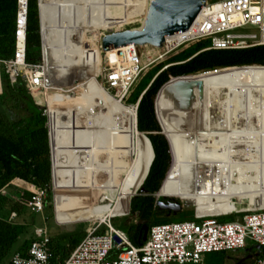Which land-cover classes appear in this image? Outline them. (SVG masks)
Masks as SVG:
<instances>
[{"label": "trees", "instance_id": "obj_1", "mask_svg": "<svg viewBox=\"0 0 264 264\" xmlns=\"http://www.w3.org/2000/svg\"><path fill=\"white\" fill-rule=\"evenodd\" d=\"M38 5L41 12L40 0H27L26 60L30 63H38L42 60ZM136 13L133 12L132 15L135 16ZM16 20L17 0H0V60L9 59L14 54ZM73 33L75 36L80 35L82 33V24L75 25ZM209 45L210 38L204 37L183 45L184 48L177 49L166 55L162 61H158L147 80L144 81L143 79L145 73L141 75L130 89L128 96L124 99V102L133 106H126L124 104L114 106L113 102L105 97L92 83H84L79 86L86 93V96L103 99L105 105L110 109V116L112 117L108 120L116 128L128 153L134 156L136 152V162L125 176L115 204H100V217H103L109 211H111L110 217L121 216L125 215L129 210V201L138 193L141 185L149 192L148 195H139L131 199L130 214L132 218L136 216L139 222L126 223L122 221L120 223L121 228L127 232L130 241L134 245H139L143 242L142 224L144 223H147L150 228L154 224L195 219L192 213L177 215L178 217L169 214L158 207L156 204L157 200L152 195L160 188L158 195L177 197L186 201V192L182 191L178 195L180 183L170 175L171 155L165 136H171L172 150L176 151L178 146H180L181 138L188 137L192 129H189L190 127L185 129L183 125V129L173 131L174 119L167 115V110L164 108L161 110L158 118L156 95L158 96L159 89L170 81L169 87L181 90L186 84L196 79L191 77L200 76L198 72L201 71L212 70L211 73L214 79L216 77L218 79H225L232 74L230 71L225 69L216 71L213 69L240 65L248 68L250 66L245 65L260 64L262 66H251L253 69V73L251 74L252 81L238 86L239 88L235 87V89L230 91L227 90L220 96L218 93L213 95L212 100L204 108H199L194 112L193 116L195 118L193 119L196 121V124L202 121L206 122L214 114L222 112L230 113L234 112L235 109L239 110L243 104L250 100L252 101V106H255L257 109L264 107V45L243 49H206ZM74 52L75 47H71V77L73 80L76 78ZM165 65L167 66L163 68ZM244 67H234L230 68V70L233 73H241ZM179 76L184 77L181 79L175 78ZM82 82L84 81L80 77L78 83ZM1 84L0 264H11L6 260V257L25 229L26 223L19 222V220L25 211L29 210L27 203L32 192L24 190L17 199H11L9 195H4L1 191L12 188L13 182L17 179L33 185L36 189H44L46 193L44 210L47 211L49 205L51 207L50 201L52 199L53 162L50 128L47 125L49 117L47 120L44 107L35 103L20 79H11L3 70L1 71ZM166 88L168 86L163 87L161 90L158 103L160 99L163 100V97L167 93ZM250 95L251 99H249ZM252 95L254 96L252 97ZM235 102L239 104L235 105ZM136 103L137 108L135 109ZM157 120L161 123V128ZM259 124H254L256 133L250 138L249 144L245 146L248 160V175L244 177L245 179L238 175L234 179L232 185L235 186L233 187L239 188L240 186V188L245 190L263 189L264 187V182L263 184L261 183V181H264V147L261 146L262 142H264V137L263 133L259 134V131L262 129L261 127H264V115L260 117ZM181 130L186 131L181 132ZM246 147H248L250 155ZM237 164H239L240 170L246 172L247 168H245L243 163L239 162ZM79 170L80 166L75 169L73 174H78ZM201 175L203 176L202 173ZM219 178H212L211 182L204 177L206 179L204 184H206L205 187L209 192L220 191L221 187L225 188V180L222 182V179ZM69 185L70 183H66L59 192L58 200L66 193ZM163 199L161 198V200ZM256 208H264V194H237L231 196L228 200L214 199L200 210L210 216L216 217L220 221H230L236 216V214L231 212ZM79 211L78 209L74 210L78 221L81 219ZM174 218L177 220H174ZM85 234L84 231H80L77 228L71 233L59 231L57 234L51 235L49 243L51 262L62 264L84 238ZM30 241L31 238L24 239L23 243L16 250L25 251ZM258 256H260L259 253L254 250L250 261L245 259V262L243 259H237L236 261L226 263L229 258L228 252L214 251L208 252L205 255L204 263L254 264Z\"/></svg>", "mask_w": 264, "mask_h": 264}, {"label": "rangeland", "instance_id": "obj_2", "mask_svg": "<svg viewBox=\"0 0 264 264\" xmlns=\"http://www.w3.org/2000/svg\"><path fill=\"white\" fill-rule=\"evenodd\" d=\"M87 1L92 0H40L41 9L43 11V22L46 26L51 28V31H53L54 34H57L55 38L56 41L59 44L66 45L67 47L65 46V50L68 48V45L70 47H75V52L73 53V55L75 56H73V58L76 62L75 74L81 76L83 81L86 79V72L89 69L97 70L99 67L97 59L98 54L96 53L95 49L89 44L94 43L93 40L95 39L99 42V37L102 38L103 35L110 32L120 31L124 29H138L142 25L145 13L148 9V6L144 3L139 7L145 8L142 11L136 13V11H138L140 8H135L133 0H96L94 1V3H92V5L89 6L91 15L88 22L89 26L95 28L86 31V36L84 37L83 27L87 25L85 12V7L87 4L85 2ZM105 6L107 8L114 9V11L107 9ZM116 10L117 12H121L120 18L119 14L115 12ZM133 12L136 13V16L132 15ZM77 24H82V33L78 36H75L73 32L74 27ZM98 34H100L99 37H97ZM182 48H184V46L179 47L178 50ZM158 50V48H154L149 45L138 46V52L144 64L147 63L148 57H151L152 60L156 59L159 55ZM100 54V69H102V66H105V58L102 50L100 51ZM67 56L70 57V63L68 62L67 64L69 66V69L67 67L64 68L62 79L58 82V85L62 88L68 87V78L70 77V72L72 70L70 51L69 53H67ZM158 61H160V59L153 61L143 71L142 75L145 73L143 78L144 81L147 80L148 76L153 72L155 64L158 63ZM245 66L250 67L247 68L240 65L213 69L216 71L221 69L230 71V73L232 74L227 76V78L225 79H223L222 77V79H218V77L214 79L211 73L212 70L198 72L200 76L191 77L196 79H193V81L186 84L181 90L169 87L168 84L170 81H168L163 86H168V88H166L167 93L163 97V100H159V103L158 98L163 87L158 93L156 100L157 113L160 114L163 108L167 110V115L171 116V118L174 119L173 131L180 130L183 125L185 127H188L189 125L196 124V121H194L193 119V114H195L194 112H196V110H198L199 108H204V106L212 100L211 98L213 95L218 93L220 96L227 90L230 91L232 89H235V87L242 86L243 84L252 81L253 78L251 74L253 73V69L251 68V66L257 65L252 64ZM234 67H244V69L241 73H233L230 68ZM182 77L184 76L175 78L181 79ZM98 80L100 81V76H98ZM72 81L71 83H73ZM104 88L106 89V87ZM107 91L110 92L112 96L115 95V91ZM85 94L86 93L80 87H74L70 91L57 89L48 90L46 88L45 95L43 96L42 100L44 105L45 103H47V106L50 105V131L52 132L53 142L60 143L62 141L59 140L58 137H56L57 131H62V135L64 136V138L67 137L68 141L71 139L70 128L68 126H73L72 120H70V124L68 126H66L65 123L66 119H68L69 117L68 112L70 110L68 106L71 103L69 100L78 97L75 109L76 117H85L83 115L88 112H90L88 114L91 116L92 114H96L99 111L103 110V105L100 101H98L94 97H88ZM216 97H218V95H216ZM121 103L126 106H131L126 102ZM252 105V101L246 102L237 112L227 113L226 115L219 117V119L212 121L211 124L205 127V129L203 130L201 129V127H199L198 124H196L198 126L199 132L197 133V135L193 134V137L195 136L193 140L185 147L179 148V150L177 151L171 150L170 155L171 160L173 158V163L170 166V175L175 178L177 177V180L180 183V188L184 189L187 194L186 201L177 197L170 198L172 201L176 200L182 204V210L181 212L176 214V217H178L177 215H185L191 213L195 214L197 212H202V210L200 209H202L206 204L213 201L214 199L228 200L230 198V196L225 195L223 191H213L212 193L209 192L205 187L206 184L204 183L206 179H204V177L201 175V171L207 169L215 175L221 176L225 180V183H234L235 177L233 176V173L235 170L234 166L229 161V157L232 156L235 160H240L239 155L237 154L239 151V153L245 159H247L245 146L249 144L250 138L254 133H256L254 127L255 125H260V117L264 115V107L261 109H257ZM184 109L187 110L188 116L184 115ZM105 111L108 112V110ZM16 114L19 115L18 112H16ZM106 117H108V119L112 118L109 113L106 115ZM84 127L87 128L86 133L84 137L81 135L80 138L82 140L84 139V141L88 143H95L99 141L97 137L100 135L99 137L102 138L100 139L101 141H103L104 139L108 141L109 146L111 147V155L106 156V159L103 160L105 163L97 159V162H100L99 165L93 164L90 166V168H92L90 169V173L88 174L89 176H91V178L97 176V174H99V172L103 170L102 166L104 164L106 165V163L109 166V171H106V173L99 178L98 183L95 187L96 189H94L93 193L84 202L80 203L79 208L82 209L79 212L81 218L80 221L76 219L77 215L74 211L65 214L55 213V198L54 196H52V199L50 201L51 207L49 205V209L47 211L44 210L42 214L32 213L30 210L25 211L24 215L19 220V222L26 223L25 229L7 255L6 260H8L12 253L18 248V246L23 243L24 239H30L32 237L34 226L44 225L47 227L50 235H55L60 231L58 223L63 225L77 223V228H79L80 231H84L85 233H87L93 227V225H95L99 220L102 219V217H100L99 197L104 194L112 198L113 200H116L117 192L121 184V180L117 176L125 177L129 167L132 166L131 164L133 163L134 156L130 157L128 155L129 161L125 165V167L127 166L126 168L123 167V165L119 166L115 164V160L111 157L113 153L116 152V149L119 146V140L116 135H109V138L107 140L105 133H107V131L109 132V130H111L112 128L109 120H102L99 118H96L94 120L92 119L80 125L78 130L82 133L81 130ZM261 128L262 129L261 131H259V134L263 133L264 137V127ZM89 129L90 131H88ZM63 136H61V138H63ZM95 137L96 139H94ZM167 137L171 136L167 135ZM230 142L233 143V146ZM261 146L264 147V142H262ZM122 152L127 153L125 147L123 148ZM135 162L136 157L134 164ZM244 166L245 168H247V165ZM22 191V189L15 187L7 189V193L11 199H17ZM258 194H264V191L262 189H258L252 190L250 193V195ZM161 198L162 196H159L158 200H161ZM102 203H108V201L106 200ZM109 219L115 227L118 226L119 222H130L132 220L130 207L125 215L114 216L110 217ZM174 220L177 219L174 218ZM88 227L91 228L87 230ZM253 252V248L229 251L228 262L236 261L237 259H243L245 262L246 260L250 261Z\"/></svg>", "mask_w": 264, "mask_h": 264}, {"label": "built area", "instance_id": "obj_3", "mask_svg": "<svg viewBox=\"0 0 264 264\" xmlns=\"http://www.w3.org/2000/svg\"><path fill=\"white\" fill-rule=\"evenodd\" d=\"M26 28L27 0H17L15 51L11 58L0 60V93L3 70L11 79L22 81L35 103L44 107L48 120V106L42 100L48 79L43 40L41 36L42 60L27 62ZM204 37L210 38L206 49H243L264 45V0H206L187 28L165 36L158 48V57L154 60L148 57L145 64L138 46L133 44L104 51L105 66L100 70V83L107 90L115 91L114 98L124 102L134 83L153 61H161L179 47ZM111 50L113 55L108 54ZM1 193L8 195L6 189ZM45 194L44 189L34 188L27 203L32 213L44 212ZM231 213L236 216L230 221H220L204 212H197L192 220L154 224L148 229L145 241L139 245L132 244L120 222L115 227L110 219L99 220L62 264H205L208 252L246 248L259 253L254 264H264V208ZM50 236L46 226H35L26 250H15L8 262L54 264L51 262Z\"/></svg>", "mask_w": 264, "mask_h": 264}, {"label": "bare ground", "instance_id": "obj_4", "mask_svg": "<svg viewBox=\"0 0 264 264\" xmlns=\"http://www.w3.org/2000/svg\"><path fill=\"white\" fill-rule=\"evenodd\" d=\"M152 1L153 0H133V2H134V5H135V8L136 9H138V8H140L139 6L141 5V4H144L145 3V5H147L148 6V9H147V11H146V13H145V16H144V20H143V23H142V25L138 28V29H135L136 31H140L141 29H142V27H143V25H144V23H145V20H146V17H147V14H148V11H149V7H150V5H151V3H152ZM85 3H87L86 4V7H85V9H86V20H87V25L86 26H84L83 27V32H84V37L86 36L85 35V32L86 31H89L90 29H94L95 27H91V26H89L88 25V22H89V18H90V10H89V6L90 5H92V3H94L93 1L92 2H85ZM96 3V2H95ZM21 6H23V4H21ZM106 7V6H105ZM107 8V7H106ZM145 8V7H144ZM144 8H140L138 11H136V12H140V11H142ZM107 9H109V10H111V11H114V9H110V8H107ZM115 12H117V10L115 11ZM118 14H119V18L121 17V12H117ZM136 16V15H135ZM40 17H42V13L40 12ZM123 18V17H122ZM140 18V17H139ZM41 30H42V40H43V47H44V58H45V60H46V71H47V74H48V79H47V82L45 83L46 84V87H47V89L48 90H66V91H70L72 88H74V87H79L81 84H84V83H92V84H94L102 93H103V95L105 96V97H107L108 99H110L112 102H113V105L115 106V105H123L119 100H117L116 98H114V96H112L111 94H110V92H108L102 85H101V83H100V81L98 80V76L100 75V61H101V54H100V51L102 50L101 48H100V43H101V37H99V35L100 34H98V36L97 37H99L100 38V41L98 42L96 39L95 40H93V42L94 43H90L89 45L91 46V47H93L94 49H95V51H96V53L98 54V64H99V67H98V69L97 70H94V69H89L87 72H86V74H87V77H86V79L84 80V82H82V83H76V84H73V85H69L67 88H62V87H60L59 85H58V82H59V80L61 79V77H62V75L64 74V71H63V68L64 67H66L67 66V62L69 61V57L67 56V53H69V51H70V46L68 45V48L65 50V46L66 45H60V44H58V43H56V40H55V38L54 37H49L50 35H48V34H46L45 32H44V28L41 26ZM121 31V30H120ZM86 39V38H85ZM128 45H132V44H128ZM67 47V46H66ZM108 54H110V55H113V50H111V51H109L108 52ZM111 58H114V56H111ZM257 65V64H256ZM258 66H261V65H258ZM237 88H239V87H237ZM236 88V89H237ZM64 92V91H63ZM254 95H252V97H253ZM78 98V97H77ZM77 98H74V99H71V100H69L71 103L69 104V112H68V115H69V117H68V119H66V121H65V123H66V126H68L69 124H70V120H72V123H73V126H68L69 128H70V136H71V147H74V148H76L77 150H79L78 149V128H79V126L80 125H82V124H84V123H86V122H88V121H90V120H92V119H95V118H99V119H102V120H108V117H106V115L109 113L110 114V109L105 105V103H104V101H103V99L102 98H98V101H100L101 102V104L103 105V110L102 111H99L98 113H96V114H92L91 116L88 114V113H90V112H88V113H86V114H84L83 116H85V117H82V116H80V117H76L75 116V109H76V104H77ZM249 99H251V95H250V97H249ZM251 101V100H250ZM236 104H239L238 102H235V105ZM49 107L50 106H48V117H49V115H50V109H49ZM105 108V109H104ZM107 108V109H106ZM105 110H108V112L107 111H105ZM135 111V110H134ZM238 111V109H235V111L234 112H237ZM234 112H230V113H234ZM227 113H229V112H222V113H218V114H214V116L211 118V119H208L209 121H206V122H204V121H202L201 123H198V125H199V127H201V129L203 130V129H205V127H207L208 125H210L211 124V122L212 121H215V120H217V119H219V117H222L223 115H226ZM157 115H158V118H159V114L157 113ZM184 115L185 116H188V112H187V110L186 109H184ZM107 118V119H106ZM193 118H195L194 116H193ZM86 121V122H85ZM47 125L49 126V121L47 122ZM190 127V128H189ZM186 128H189V129H191L190 130V133H189V136L188 137H185V138H181V143H180V146H178V148H177V150H179V148H182V147H185L186 145H188L192 140H193V138L195 137H193V134H195V135H197V133L199 132V129H198V126L196 125V124H193V125H189L188 127H185V129ZM181 129H183V128H181ZM182 131H186V130H181V132ZM111 133V132H110ZM166 137H167V135H166ZM167 139H168V141H169V144H170V151L172 150V144H171V141H172V139H171V137H167ZM108 140V139H107ZM115 143V142H114ZM231 143V145L233 146V143L232 142H230ZM102 145V144H101ZM100 146V145H99ZM112 146V145H111ZM123 148V146L122 145H119L118 146V151L120 150V149H122ZM236 148V147H235ZM247 148V152L249 153V149H248V147H246ZM237 149V148H236ZM176 150V151H177ZM80 151V153H83V151H81V150H79ZM107 151V150H106ZM105 151V152H106ZM100 152V151H99ZM120 152V151H119ZM116 153V152H115ZM238 155H239V159L240 160H235L232 156H230L229 157V161L232 163V165L234 166V173H233V176L236 178V177H238V175L240 176V177H245V176H247L248 175V166H247V169H246V172L244 171H242V170H240L239 169V164H237V163H239V162H241V163H243L244 165H247V163H248V160L247 159H245L240 153H239V151H238V153H237ZM118 155V154H117ZM249 155H250V153H249ZM135 157H136V152H135V155H134ZM98 157V156H97ZM99 159V158H98ZM119 159H122V161H124L125 163H127L128 161H129V159H128V157L123 153V152H121V154H120V156H119ZM134 159V158H133ZM100 160V159H99ZM102 160V159H101ZM115 160V159H114ZM90 161V160H89ZM92 161V160H91ZM96 161H98V160H96ZM134 161H135V159H134ZM134 161H133V163L131 164L132 166H133V164H134ZM102 162H104V161H102ZM123 162V163H124ZM62 163H63V160L62 161H60V162H58V163H56V164H54L53 165V171H60L61 169H62ZM100 163V162H99ZM105 163V162H104ZM173 163V158H172V160H171V164ZM120 164H122V163H120ZM98 165V164H97ZM235 165H236V167H235ZM110 166H113V165H110ZM120 166V165H119ZM132 166H130L129 167V169L130 168H132ZM125 167V166H124ZM127 167V166H126ZM125 167V168H126ZM92 168V167H91ZM102 168H103V170H105V171H109V166L107 165V163H106V165L104 164L103 166H102ZM120 168V167H119ZM119 168H118V170H119ZM94 169V168H93ZM128 169V170H129ZM238 169V170H237ZM90 170V169H89ZM131 170V169H130ZM96 171V170H95ZM101 171V170H100ZM122 171V170H121ZM120 171V172H121ZM100 173V172H99ZM201 173L203 174V176L208 180V181H211L212 182V178L214 179L215 177H217V178H219V179H222V182L224 181V179L221 177V176H218V175H215L214 173H212L211 171H209V170H204V171H201ZM247 173V174H246ZM92 174V173H91ZM117 175V174H116ZM115 175V176H116ZM119 175V174H118ZM86 176V175H85ZM98 176V175H97ZM232 176V177H233ZM118 178H120V180H121V185H122V183L124 182V180H125V177H121V176H117ZM233 177V178H234ZM86 178V177H85ZM175 178V177H174ZM91 179V178H90ZM175 179H177V177L175 178ZM245 179V178H244ZM213 181H215V180H213ZM91 182V181H90ZM100 182V181H99ZM263 182L264 181H261V183L263 184ZM94 183V182H93ZM93 183H92V185H93ZM213 183H215V182H213ZM81 183H78V184H76L75 186H73V188L70 190V193L68 194V196L66 197V199H65V203H64V206L66 207V206H70V205H74V203H76V201H77V199H80V200H82V201H85L86 200V198H87V193H88V191H89V189H88V191L83 195V196H81L80 198H78L79 196H77L78 195V186L80 185ZM91 185V186H92ZM121 185H120V188H121ZM218 185V184H217ZM91 186H90V188H91ZM225 188L223 187H221V190L220 191H223L224 193H225V195H228V196H233V195H242V194H250L251 193V191L252 190H245V189H242V188H240V186H239V188L238 187H233V185L232 184H227V183H225ZM78 187V188H77ZM96 189V188H95ZM184 189H181V188H179V192H178V195H180L181 194V192L183 191ZM256 190H258V189H256ZM263 191H264V187H263V189H262ZM185 191V190H184ZM219 191V192H220ZM79 200V201H80ZM108 201V203H110V204H115V202H116V200H113L112 198H110V197H108L107 195H104V194H102L100 197H99V202H100V204H104V203H102L103 201ZM64 202V201H63ZM76 205H77V203H76ZM75 205V206H76ZM64 209V208H63ZM110 212L111 211H109L106 215H104L103 217H102V219H109L110 218ZM101 219V220H102ZM91 227H88L87 228V230L88 229H90Z\"/></svg>", "mask_w": 264, "mask_h": 264}, {"label": "crops", "instance_id": "obj_5", "mask_svg": "<svg viewBox=\"0 0 264 264\" xmlns=\"http://www.w3.org/2000/svg\"><path fill=\"white\" fill-rule=\"evenodd\" d=\"M41 13H42L41 26L44 28V32L46 34L50 35L49 37L56 38L57 34H54L53 31H51V28H49L48 26H46L44 24V22H43V11L42 10H41ZM56 43H58V42L56 41ZM60 45H63V44H60ZM70 54H71V47H70ZM68 62L70 63V57H69ZM68 62H67V64H68ZM66 67L69 69L68 65ZM64 68H63V71H64ZM68 74H69V70H68ZM78 76L79 75H76V78L74 80L72 79L73 80L72 81L71 80V78H72L71 72H70V77L68 78V84L73 85V84L78 83V79L81 77V76H79V77ZM61 79H62V77H61ZM71 81L73 83H71ZM96 99L98 100V98H96ZM49 109H50V107H49ZM49 128H50V118H49ZM86 130H87L86 127H84L81 130L82 133L78 130V141H77L78 142L77 143L78 149L83 151V153H80L79 150H77L74 147H71V143H72L71 139L68 141L67 137L64 138V136L62 135L63 134L62 131H57V133H56V137H58V139L62 140V141L60 143L59 142H53L52 132L50 131L53 165L63 160L62 169L60 171H53V180L51 183L52 184V196H54V198H55L54 199L55 213H57V214L70 213L76 209L82 210L81 208H79V206H80V203L84 202V201H82L80 199H77V201H76L77 205H76V203H74V205H70V206H66V207L64 206L65 199L68 196V194L70 193V190L76 184L81 183L78 186L79 188L77 187L78 188L77 191L79 192L77 196H79L78 198H80L89 189V191L87 193V198H88L93 193V191H94V189L98 183L99 178L102 177L106 173L105 170H102L99 174H97L98 176H95L93 178H91V176H89V174H88V173H90L89 169H91L90 168L91 165H93V164L99 165V163L96 161L98 158L100 159V161H103L106 159L107 155H109V156L111 155V151H110L111 147L109 146L108 141H106L105 139L103 141L100 140V139H102L101 137H99L100 135L97 137V139H99V141H97L95 143H88V142L84 141V139L82 140L80 138V136L82 135L84 137ZM88 131H90V129ZM105 134H106L107 139L109 138V135H111V136L116 135L118 140H119L118 145H122L123 148L125 147L123 142H121L122 140H121L116 128L113 125H112L111 130H109V132L107 131V133H105ZM61 136H63V138H61ZM70 138H71V136H70ZM94 139H96V137ZM123 148L119 150L120 152L118 151V148H117L116 153L114 152L111 158L115 159V164L123 165V167H124L126 165V163L124 161H122V159H119V156H120L121 152L123 151ZM126 151H127V149H126ZM124 154L127 157H128V155L130 157H133L131 154L128 153V151H127V153H124ZM133 158L135 159V156ZM134 159H133V161H134ZM120 163H122V164H120ZM79 166H80V170H79L78 174L74 175L73 172ZM130 169L126 172V175L130 171ZM66 183H70V185H69L66 193L62 196V198L58 200V194L63 189V187L66 185ZM92 183H93V185H92ZM90 186H91V188H90ZM13 187L22 189L23 191L28 190V191L32 192L34 190L33 185H31L25 181L19 180V179L15 180L13 182ZM119 190H120V186H119L118 192H119ZM118 192H117V196H118ZM20 195H21V193L19 194V196ZM137 221L138 220L136 219V216H134L129 223H136ZM228 254H229V252H228ZM226 263H228V260L226 261Z\"/></svg>", "mask_w": 264, "mask_h": 264}, {"label": "water", "instance_id": "obj_6", "mask_svg": "<svg viewBox=\"0 0 264 264\" xmlns=\"http://www.w3.org/2000/svg\"><path fill=\"white\" fill-rule=\"evenodd\" d=\"M205 3L206 0H153L149 7V11L145 23L140 31H136L135 29H124L121 31H114L107 33L103 35V37L101 38V49L104 52L109 49L116 48L119 46H124L127 44H133L136 46L149 45L154 48H160L162 46L165 36L186 29L187 26L191 23L196 13L198 12L199 8ZM38 10H39V5H38ZM39 22H40V30H41L40 10H39ZM41 36H42V30H41ZM136 108H137V103H136ZM161 133L163 134L162 130ZM48 135H49V130H48ZM165 138L167 139L166 136ZM49 147H50V142H49ZM169 152L171 153L170 144H169ZM50 159H51V150H50ZM159 190L152 194L157 200L156 204L158 205V207H160L161 209H168L169 214H172L173 216L181 212L182 204L179 203L178 201L170 200L169 202H164L163 200H158L159 196H162V198L164 199L166 197L169 199L171 198V196L158 195ZM148 194L149 192L145 190L144 187L141 185L138 193L134 195L132 198L139 195H148ZM131 199L129 201V207H130ZM125 222L128 223L127 221ZM58 224L61 232L71 233L77 229V225H76L77 223L65 224V225L60 223ZM148 229L149 226L147 223L142 224V232H143L142 241H145L147 237Z\"/></svg>", "mask_w": 264, "mask_h": 264}, {"label": "flooded vegetation", "instance_id": "obj_7", "mask_svg": "<svg viewBox=\"0 0 264 264\" xmlns=\"http://www.w3.org/2000/svg\"><path fill=\"white\" fill-rule=\"evenodd\" d=\"M262 66V65H261ZM231 197V196H230ZM171 199H169V198H165V199H163V201L164 202H169ZM163 210H165V211H167L168 213H169V210L168 209H163Z\"/></svg>", "mask_w": 264, "mask_h": 264}]
</instances>
